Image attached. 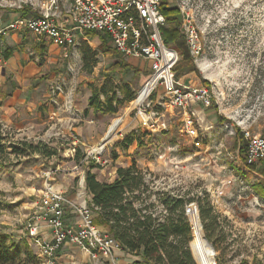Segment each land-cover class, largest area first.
Wrapping results in <instances>:
<instances>
[{
	"label": "rangeland",
	"instance_id": "rangeland-1",
	"mask_svg": "<svg viewBox=\"0 0 264 264\" xmlns=\"http://www.w3.org/2000/svg\"><path fill=\"white\" fill-rule=\"evenodd\" d=\"M183 1L200 30L204 52L194 62L196 73H175V77L188 87L205 86L206 81L213 101L208 108L197 107L204 126L210 128L201 149L180 134L176 124L168 134H148L136 104L141 83L131 72L108 75L107 69L120 60L119 56L133 67L148 71L142 60L126 59L118 53L119 56H106L99 37L90 38L80 31L70 58H65L62 50L58 55L49 54L48 40L41 42L47 46L41 57L35 49L39 41L32 34L26 35L24 44L10 37L8 44L0 28V52L11 46L25 55L26 61L19 68L22 72L18 73L22 81H28L22 69L29 63L34 68L42 67L31 79L33 87L41 89L34 96V111H28L38 115L36 123L40 129L17 132L13 125L0 122V237L7 238L8 246L15 241L21 250L30 251L43 264L27 238V226L38 215L46 186L63 191L74 202L83 197L89 204L85 173L91 164L98 180L110 182L118 167L136 162L149 172L146 182L155 203L158 194L167 191L189 193L195 199L192 203L198 208L205 238L198 197L203 200V191L207 193V203L217 217L213 242L206 238L216 264H264V161L246 166L236 144L237 130L248 143L247 134L264 137V0ZM26 4L37 7L40 0H0V15L13 13ZM84 55L88 58L87 67ZM2 59L0 56V64L4 65ZM200 63L207 65L210 78L204 75ZM11 76L12 73L6 74L7 79ZM95 83H106L107 90L116 91L117 113L89 109L91 85ZM127 91L134 100L119 105ZM8 92L5 98L10 97ZM53 113L57 117L52 118ZM118 119L121 123L111 133L110 127ZM128 138L133 143L123 149L121 143ZM30 145L43 146L48 154L30 150ZM103 146L105 164L99 165L93 153ZM71 211L67 210L70 221L77 217ZM190 224L194 240L195 225L191 221ZM56 257V264H95L73 246H66ZM24 260L23 254L9 264H25ZM132 260L118 251L104 264H136Z\"/></svg>",
	"mask_w": 264,
	"mask_h": 264
},
{
	"label": "built area",
	"instance_id": "built-area-1",
	"mask_svg": "<svg viewBox=\"0 0 264 264\" xmlns=\"http://www.w3.org/2000/svg\"><path fill=\"white\" fill-rule=\"evenodd\" d=\"M167 3L180 9L184 37L191 56L197 61L203 55L204 46L193 15L186 10L183 0H167ZM26 5L32 7L31 14L17 17L8 25V31H26L39 42L48 40L61 48L65 58L73 55L71 50L77 45L78 31L108 34L118 54L126 59L142 60L151 73L138 97L144 89L148 92L137 105L141 124L148 134H168L176 124L179 133L191 140L195 148L203 147L210 128L204 126L197 107L212 105L211 90L205 86L188 87L176 79L174 69L180 61V54L163 41L166 19L160 9L161 0H40L37 7ZM3 67L0 64V70ZM170 111L173 115L169 114ZM247 136L246 163L263 162L264 137ZM103 149L105 146L93 153L99 165L105 164L101 156ZM77 201L51 185L46 186L40 198L38 215L27 226V238L43 264H56V254L65 246L78 248L95 264L110 262L118 251H122L114 237L96 225L93 209L87 200L80 197ZM69 209L77 216L70 223L67 219ZM185 214L194 225L199 222L195 204L186 205ZM42 222L49 230L48 237L42 234Z\"/></svg>",
	"mask_w": 264,
	"mask_h": 264
},
{
	"label": "trees",
	"instance_id": "trees-1",
	"mask_svg": "<svg viewBox=\"0 0 264 264\" xmlns=\"http://www.w3.org/2000/svg\"><path fill=\"white\" fill-rule=\"evenodd\" d=\"M161 12L166 19V26L163 27L162 37L167 46H170L182 54V60L176 65L174 71L177 75L183 73L197 72L195 60L191 56L187 46L181 11L177 7L170 6L167 0H161ZM20 17H26L32 12V7L23 5L21 9H15ZM90 38L99 37L101 49L106 56L118 55L111 43L108 34H98L94 31L86 32ZM46 45L37 43L36 51L45 56ZM13 55V49L7 48L0 52L4 61H8ZM119 56V55H118ZM108 69V75L113 76L119 73L131 72L133 77L141 83L142 87L150 79L151 73L138 69L127 63L119 56ZM85 67L88 65L87 55L83 56ZM205 87L211 90V86L205 81ZM106 83H95L91 85L92 95L89 98V109L95 112L106 114L117 113L115 99L118 97L116 91L107 90ZM134 100V95L128 91L124 100L118 102L123 105L125 102ZM213 105V104H212ZM224 122V121H220ZM236 144L239 148V156L245 161L248 142L243 133L239 130ZM133 143L131 138L121 143L123 149ZM41 145V144H40ZM30 150L38 151L41 154H48L43 146H29ZM48 156V155H47ZM94 164L86 170L85 187L91 197L89 202L94 213L97 215L95 223L97 226H108L111 235L120 244L122 252L139 257L136 264H197L194 259L190 243L193 240L192 226L185 214L186 205L195 199L184 195L167 191L159 193L158 203L152 201L153 192L150 184L146 182L148 171L139 168L136 162L127 167H118L117 176L111 182L100 181L92 172ZM204 199L198 197L200 216L207 233L208 240L213 242L215 235V224L217 217L208 201V195L203 191ZM25 255V264H40L39 260L28 250H21L11 242L7 244V238L0 237V264L15 263L17 258ZM242 264H247L242 262Z\"/></svg>",
	"mask_w": 264,
	"mask_h": 264
},
{
	"label": "crops",
	"instance_id": "crops-1",
	"mask_svg": "<svg viewBox=\"0 0 264 264\" xmlns=\"http://www.w3.org/2000/svg\"><path fill=\"white\" fill-rule=\"evenodd\" d=\"M17 17H20L19 13H17V12H13V13H10L8 15L1 12V15H0V18H1L0 28L3 29L1 31H4L3 35H4L5 40L8 44H9V42H8L9 37L11 39L16 40L17 42L19 41V44L20 43L24 44L26 41V39H25L26 35H31V33L26 32V31L12 32L14 34H11L10 33L11 31L10 32L7 31L8 25L13 20H15ZM35 40H36V38H35ZM41 42H37V43H41ZM8 48L13 49V55L8 61H4L5 64H4V67L2 68L3 71L0 72V122L5 123L7 125L9 124L10 126L13 125V127L15 128V130L17 132L39 130L40 124L36 123V121L37 122L39 121V118L37 117L38 115L36 113L29 114L28 111H32V112L34 111V110H32V106L35 107L36 101H37V99H35L34 96L36 93L38 94L39 90L41 89V87H36V86L33 87V85L31 84L32 83L31 79H34L36 77V74L38 73V71L42 67L34 68L33 63H29L26 67H24V69H22L25 71V77L28 81H26V80L22 81L21 78H19L18 73L22 72L19 68L22 67V63L26 61L25 55H20L18 50H16L15 48H12L11 46H9ZM48 52H49V54L55 53L56 55H58L59 53H61V48L50 43V49L48 50ZM7 73L8 74L12 73L13 76H11V77H9V79H7L6 78ZM8 80H10V81H8ZM179 82L182 83L181 81H179ZM8 91H10V92H8ZM7 92L10 95V97L5 98V96H6L5 93H7ZM29 95H30V97H29ZM83 110H85V108ZM53 115L57 117V113L56 114L53 113ZM81 128L82 127H80V129ZM79 131L80 130H78V132ZM128 165L130 166L131 164H128ZM115 172H116V170H115ZM116 176H117V174L115 173L113 180L116 178ZM113 180H111V181H113ZM70 198H72V197H70ZM88 198H89V200H91L90 196ZM68 222L70 223L71 221L68 220ZM41 225H42V234L45 235L46 237H48L49 236V230L45 226V223L42 222ZM99 227L111 234L110 228L108 226L102 225ZM65 247H63L62 249H65ZM120 254H122L123 256L131 257L132 259H134L132 261H135V262L140 260L139 257H134L130 254L125 253V252L120 251ZM123 261L124 262L128 261V259L123 260ZM129 261H131V260H129Z\"/></svg>",
	"mask_w": 264,
	"mask_h": 264
},
{
	"label": "bare ground",
	"instance_id": "bare-ground-1",
	"mask_svg": "<svg viewBox=\"0 0 264 264\" xmlns=\"http://www.w3.org/2000/svg\"><path fill=\"white\" fill-rule=\"evenodd\" d=\"M199 66H200L202 72L204 73V75L207 78H210L208 76L207 65L205 63H200ZM147 92H148L147 89H144L143 91H141V93L137 99L136 104H139L140 102H142V100L145 97V95L147 94ZM120 123H121V119L113 121V123L110 127L111 133H112V131H115L118 128ZM100 153H101V151H100ZM191 248L193 250L195 259H196V261L199 262V264H216L212 248L207 243V240L204 236L202 226L200 225L199 222H196L195 226H194V240L191 243Z\"/></svg>",
	"mask_w": 264,
	"mask_h": 264
}]
</instances>
